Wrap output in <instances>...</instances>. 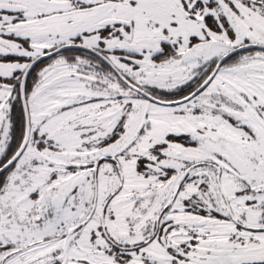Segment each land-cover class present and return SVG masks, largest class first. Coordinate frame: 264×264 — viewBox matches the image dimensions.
<instances>
[{
    "label": "snow or ice",
    "instance_id": "obj_1",
    "mask_svg": "<svg viewBox=\"0 0 264 264\" xmlns=\"http://www.w3.org/2000/svg\"><path fill=\"white\" fill-rule=\"evenodd\" d=\"M0 264H264V0H0Z\"/></svg>",
    "mask_w": 264,
    "mask_h": 264
}]
</instances>
